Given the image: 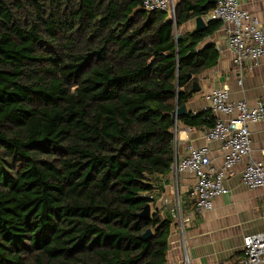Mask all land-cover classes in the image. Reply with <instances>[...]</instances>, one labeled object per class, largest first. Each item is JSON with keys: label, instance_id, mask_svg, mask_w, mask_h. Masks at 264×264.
Listing matches in <instances>:
<instances>
[{"label": "trees", "instance_id": "trees-1", "mask_svg": "<svg viewBox=\"0 0 264 264\" xmlns=\"http://www.w3.org/2000/svg\"><path fill=\"white\" fill-rule=\"evenodd\" d=\"M144 2L0 0V264L167 263L172 220L140 213L175 159V111L219 59L203 41L221 21L184 33L216 4L179 0L173 19Z\"/></svg>", "mask_w": 264, "mask_h": 264}, {"label": "crops", "instance_id": "crops-1", "mask_svg": "<svg viewBox=\"0 0 264 264\" xmlns=\"http://www.w3.org/2000/svg\"><path fill=\"white\" fill-rule=\"evenodd\" d=\"M240 3L243 9L255 14L264 22V0H240ZM194 29L195 19L186 23L181 30L186 33ZM209 44L216 46L219 59L213 67L197 76L200 91L187 103L188 111L207 110L209 102L205 93L224 85L228 86L233 100L246 99L251 105L256 101H264V58L256 67H244L240 71L234 64V55L228 47V38L222 22L219 29L203 41V46ZM240 77L242 83H239ZM178 121V157L186 156L188 144H208L213 163L220 166L223 161L220 143L206 141L202 129L190 128L181 120ZM251 138L255 154H260L264 147V121L251 125ZM242 170L243 165L235 169L227 180L230 193L216 198L214 208L206 212L196 211L195 201L191 198L195 177L189 173L178 177L180 195L183 198V214L190 218L185 226L184 242L175 223V179L170 173L155 178V201L152 209L158 210L163 217L173 222L166 264H186V254L190 264H226L243 256L244 237L264 228V205L262 190L249 189L242 182Z\"/></svg>", "mask_w": 264, "mask_h": 264}, {"label": "built area", "instance_id": "built-area-1", "mask_svg": "<svg viewBox=\"0 0 264 264\" xmlns=\"http://www.w3.org/2000/svg\"><path fill=\"white\" fill-rule=\"evenodd\" d=\"M178 0H145L144 8L149 11H167L175 19ZM206 21L218 20L224 24L228 47L233 52L235 66L254 68L264 58V22L255 14L242 8L240 0H218L214 9L204 16ZM242 77V76H241ZM240 77L239 83H242ZM209 102L207 110L216 117L215 125L203 130L208 142H219L222 164L213 163L208 144L196 146L188 144L186 156L179 158L177 152L170 167V174L176 184V224L182 241L185 226L190 221L183 214V198L180 195L178 177L183 173L192 174L195 183L191 198L196 211L206 212L214 208L216 198L230 193L228 178L235 169L243 165L241 179L249 189H261L264 205V147L255 154L252 146L251 125L264 121V101L251 105L246 99L233 100L229 88L224 85L205 93ZM179 121L173 127L175 138ZM155 197V196H154ZM264 219V208L262 210ZM243 256L226 264H264V228L246 235L243 240ZM186 264H190L188 255Z\"/></svg>", "mask_w": 264, "mask_h": 264}, {"label": "water", "instance_id": "water-1", "mask_svg": "<svg viewBox=\"0 0 264 264\" xmlns=\"http://www.w3.org/2000/svg\"><path fill=\"white\" fill-rule=\"evenodd\" d=\"M218 2V0H207V4H216ZM195 22H196V29L199 30V31H204L207 26H208V21L205 20L204 16H198L196 19H195ZM182 38V34H179L177 36V39L180 40ZM189 78H191V75H189ZM195 85L197 86V91H200V86H199V83H195ZM188 112V109H187V105H183L179 108H177V110L175 111L174 113V116L175 118H179L180 116L186 114ZM151 214H152V207H151V204H147L144 208V210L140 213V216L141 217H151ZM152 234V231L151 230H148L143 238L147 239L151 236Z\"/></svg>", "mask_w": 264, "mask_h": 264}]
</instances>
